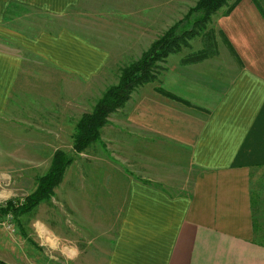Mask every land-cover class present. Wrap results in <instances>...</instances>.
Wrapping results in <instances>:
<instances>
[{
	"label": "crops",
	"instance_id": "0c3cea01",
	"mask_svg": "<svg viewBox=\"0 0 264 264\" xmlns=\"http://www.w3.org/2000/svg\"><path fill=\"white\" fill-rule=\"evenodd\" d=\"M226 1L208 34L157 62L155 78L75 153L77 231L67 219L65 241L77 264H264L250 203L251 179L264 174V11L257 0ZM190 6L0 0V117L62 144L120 68ZM16 135L12 145L29 153L13 161L37 160L41 141Z\"/></svg>",
	"mask_w": 264,
	"mask_h": 264
},
{
	"label": "rangeland",
	"instance_id": "374dc122",
	"mask_svg": "<svg viewBox=\"0 0 264 264\" xmlns=\"http://www.w3.org/2000/svg\"><path fill=\"white\" fill-rule=\"evenodd\" d=\"M195 1L182 0V10L184 6H192ZM257 1L264 11V0ZM226 4L228 3L226 2ZM225 6L221 8L225 9ZM201 33L208 34L204 30ZM157 69L156 66V73ZM6 120L13 121L7 119L6 116L0 117V204L10 198L21 199L34 189L35 178L47 170L48 153H51L55 148H60L68 155H73L74 159L66 167L61 181L53 188L48 199L39 202L31 210L15 218L10 215L1 217L0 264H77L76 243L65 241L67 219L68 222L73 223L69 228L74 229V235L77 231L76 213L75 210H72L70 203L71 199L76 197V193L72 189L76 187L79 165L76 154L71 151V139L74 131L69 129L68 137L65 140L63 138L62 144L48 146V140H46L48 129L13 131L12 124ZM13 124L20 123L14 122ZM15 134H17L16 137H19V134L35 135L42 143L37 147V154L39 153L40 158L23 162L13 161L12 154L18 153L19 149H22L24 156L29 153L26 151L29 148L27 145H12L11 142L15 144L21 139H13ZM10 136L12 137L10 138ZM257 176L251 179L253 218L256 223L255 239L264 244V174ZM26 238L29 240L27 241Z\"/></svg>",
	"mask_w": 264,
	"mask_h": 264
},
{
	"label": "trees",
	"instance_id": "16d2710c",
	"mask_svg": "<svg viewBox=\"0 0 264 264\" xmlns=\"http://www.w3.org/2000/svg\"><path fill=\"white\" fill-rule=\"evenodd\" d=\"M226 2V0H196L179 20L151 42L138 59L121 67L117 82L108 86L94 102L91 110L82 113L77 119L72 135L71 151L74 154L81 152L90 143L98 141V130L106 123L107 115L120 107L135 87L154 79L156 66L158 68L157 62L162 61L168 53L186 46L188 39L204 29L210 16L226 5ZM231 6L232 4L226 5L225 11H228ZM72 160L73 155H68L61 149H55L47 170L35 178L34 189L21 199L10 198L0 204V218L4 215L15 218L31 210L39 202L48 199L53 188L60 182L65 168ZM250 203L253 210V199ZM255 224V220L252 218L254 238L256 235ZM255 241L264 246L262 242L256 239Z\"/></svg>",
	"mask_w": 264,
	"mask_h": 264
},
{
	"label": "built area",
	"instance_id": "2783aa9c",
	"mask_svg": "<svg viewBox=\"0 0 264 264\" xmlns=\"http://www.w3.org/2000/svg\"><path fill=\"white\" fill-rule=\"evenodd\" d=\"M5 216V215H4ZM3 217V216H2ZM1 219V218H0Z\"/></svg>",
	"mask_w": 264,
	"mask_h": 264
}]
</instances>
